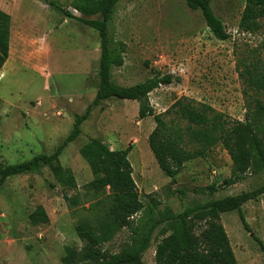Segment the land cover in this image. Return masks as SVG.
<instances>
[{
    "label": "rangeland",
    "instance_id": "rangeland-1",
    "mask_svg": "<svg viewBox=\"0 0 264 264\" xmlns=\"http://www.w3.org/2000/svg\"><path fill=\"white\" fill-rule=\"evenodd\" d=\"M55 1L65 13L37 0H16L11 13L10 52L0 71L3 167L50 154L71 131L74 116L83 115L96 94L98 33L66 16L82 18L73 9L79 0ZM243 5L242 0L212 1L213 13L229 34L227 40L219 41L201 13L189 9L183 0H119L110 35L122 49L124 64L112 70L113 83L129 87L169 74L172 83L148 95L154 114L162 115L176 100L187 98L196 106H208L228 124L243 122L249 107L256 101L264 104V94L246 89L240 77L246 67L264 64V19L257 32L240 31ZM84 18L96 20L99 15ZM137 113V102L115 99L90 109L80 136L58 158L74 175L76 189L64 190L47 168L4 181L0 186V264H63L65 248L83 245L74 225L102 210V205L95 206V200L84 193L92 175L78 150L91 138L100 139L110 150L131 146L128 160L143 204L132 223L144 231L167 210L178 214L211 199L254 190L264 182L261 169L226 187L232 163L220 144L186 163L172 181L160 171L148 146L153 118L139 120ZM164 118L185 133V121L172 113ZM209 186L217 188L213 195ZM63 194L77 196L79 204L70 209ZM37 207L44 209L48 224L30 225L28 217ZM241 210L248 230L236 212L220 214L235 259L238 264H264V195ZM201 227H197V235ZM165 229L164 223L155 228L142 263L155 264V246L168 235H161ZM132 237L131 229L122 228L103 249L118 254Z\"/></svg>",
    "mask_w": 264,
    "mask_h": 264
},
{
    "label": "trees",
    "instance_id": "trees-1",
    "mask_svg": "<svg viewBox=\"0 0 264 264\" xmlns=\"http://www.w3.org/2000/svg\"><path fill=\"white\" fill-rule=\"evenodd\" d=\"M51 9L65 13L55 0H37ZM119 0H79L73 9L82 18H75L66 13L68 18L76 19L85 26L97 31L99 36V58L97 64V90L95 97L83 115H75L69 134L50 154H38L31 159L8 166L0 164V186L12 176L38 173L47 168L56 182L64 190L76 189L72 172L63 168L59 156L67 145L74 142L81 134L80 126L86 120L90 109L109 99L135 101L138 104L137 117L143 120L152 117L155 123L148 135L149 149L160 171L172 181L180 174L184 165L203 157L213 146L220 144L232 163V175L224 181L226 187L243 180L247 173L256 174L264 171V104H256L245 115L243 122L227 123L206 105H195L187 98L176 100L164 114H154L148 103V95L160 86L172 83V76H154L129 87L113 83L111 73L114 68L124 64L122 49L110 35V24L115 5ZM186 6L199 11L213 37L219 41L229 38L222 21L211 9L213 0H183ZM243 10L238 22V29L246 33H255L264 19V0H242ZM99 15L96 20L86 19ZM11 18L0 10V71L9 57ZM260 64V63H259ZM258 63L246 67L241 78L246 89L264 94V64ZM246 94V92H245ZM174 114L188 125L185 133L175 128L172 120L169 125L164 115ZM196 145V150L188 149ZM131 146L122 150H110L100 139L91 138L83 144L78 153L88 165L92 179L84 186V193L95 200V206L102 205V210L94 212L91 219H83L74 225L77 238L83 243L79 248H65L63 264H144L142 255L149 248L152 234L156 227L165 224L161 231L164 236L155 246V264H238L227 234L220 223V214L236 212L239 220L248 230L242 214V206L256 201L264 195V182L248 192L220 199H211L203 204L184 209L172 214L167 210L162 217L144 231L133 227L132 218L143 210L139 192L132 177V167L128 160ZM213 195L217 188H207ZM63 199L71 209L79 204L77 196ZM32 226L49 223L42 207H37L28 217ZM202 226L197 235L198 226ZM122 228H129L133 233L130 244L118 254H111L103 245L111 241ZM250 232V231H249Z\"/></svg>",
    "mask_w": 264,
    "mask_h": 264
},
{
    "label": "crops",
    "instance_id": "crops-1",
    "mask_svg": "<svg viewBox=\"0 0 264 264\" xmlns=\"http://www.w3.org/2000/svg\"><path fill=\"white\" fill-rule=\"evenodd\" d=\"M16 0H6V2H3V0H0V7L3 12L7 13L10 18H11V13L14 10V4ZM12 28H13V22L11 21V35H10V43H9V52H10V44H11V39H12Z\"/></svg>",
    "mask_w": 264,
    "mask_h": 264
}]
</instances>
